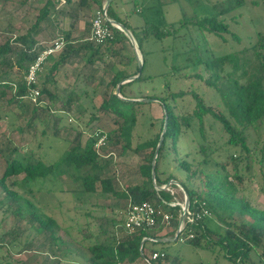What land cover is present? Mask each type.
<instances>
[{"label":"trees","instance_id":"trees-1","mask_svg":"<svg viewBox=\"0 0 264 264\" xmlns=\"http://www.w3.org/2000/svg\"><path fill=\"white\" fill-rule=\"evenodd\" d=\"M95 1L102 7V0ZM16 2L25 4L24 0ZM252 4L257 3L254 1ZM49 5L48 2L40 10L26 34L0 39V107L4 104L11 109L16 106L20 114L15 113L14 116L28 119L26 123L29 129H33L35 140L38 135L45 134L44 128L51 120L54 122L53 130L57 128L54 111L72 112L84 95L101 97L99 108L105 117L113 119L117 125L106 133L107 146H119L120 155L130 151L137 155L142 181L129 184L124 189L118 188L117 174L108 173L107 163L94 149L96 132L100 130L94 124L99 121L98 118L91 119L93 131L88 141L83 144V133L76 132L74 139L68 143L66 153L54 164L45 162L44 156L36 155L33 150L23 162L15 156L19 147L12 146L10 141H0V187L7 195L6 215L10 214L16 219L12 231L26 220L30 224V234L57 239L61 226L37 202L43 194H52L56 183L59 193L65 192L59 183L64 176H69L75 183L80 182L86 193L100 191L107 200H115L116 205L126 201L127 207L130 203L146 201L155 205H161L163 200L171 202L173 196L170 192L157 188L175 181L178 184L172 182L170 186L183 188L189 198L190 210L198 212L206 208L209 216L188 223L176 236L179 223L177 209L162 205L163 210L174 215L175 227L170 232L162 235L166 226L159 219L153 227L128 233L122 228L127 207L121 215L112 207L113 204L109 208L105 206L110 210L107 216L95 218L98 231L86 237L82 234L78 239L91 254L88 264H135L140 259L144 260L149 252L165 254L164 258L153 260L151 264H184L181 257L159 247L163 239L170 240V235L176 236V241L191 244L195 249L215 251L219 248L233 264H264V251L261 255L258 252L259 249L264 250V209L253 207L250 199L244 195L248 187L245 184L246 173L251 180L256 179L258 189L264 195V33L259 31L253 37L249 35L244 42L231 32L228 23V19L238 22L241 15L232 12L242 10L246 5L245 0H221L213 5L219 9L217 14L203 18L184 17L164 27L145 22L143 28L132 32L143 55V69H139L133 52L126 59L123 69L114 71L109 80L100 79L99 84L103 86L101 91L94 88L87 67L107 68L109 62L119 56L120 48L130 42L129 38L114 28L113 39L103 44L85 40L72 45L70 36L65 34V37L62 36L65 48L45 62L46 76L39 80V103L34 104L28 98L29 87L25 77L30 65L43 51L36 37L37 27L49 21ZM114 5L115 0H112L107 7L108 17L130 30L126 22L118 17ZM158 5L161 6L160 3ZM62 17L65 18V15ZM182 31L190 35L195 32L198 39L195 41L192 38L188 49L177 53V56H187L186 66L181 67L173 62L169 64L168 57L164 55L163 61L169 65L166 71L157 75L144 74L149 54L144 49L145 43L152 38L164 43L162 53L172 50L174 59L176 43ZM207 35L224 42L228 40L226 35H230L236 41V47L229 51H217L216 46L207 40ZM166 40L170 46H165ZM80 63L84 67L72 88L57 95L50 85L54 74L63 65ZM133 63L134 70H126ZM186 69L196 71L188 73ZM131 77L136 78L122 83ZM192 79L203 83L212 92L208 102L194 90L176 89L179 81ZM118 87L119 94L116 93ZM145 90L148 92L145 93ZM188 95L194 99L195 106L191 114H184L177 100ZM155 102L163 112L158 119L148 113ZM139 123L143 129L136 137L134 131ZM39 125L43 130L38 129ZM161 136L163 140L156 157L154 182L153 161ZM221 151L226 153L227 159L217 162V169L212 170L213 156ZM32 159H36V162ZM173 164L182 179L167 174ZM15 176H22L12 182L20 192L7 185L8 179ZM73 220L76 228L79 225L77 230L80 232L81 224L77 219ZM88 227L91 229V224ZM9 231L4 233L5 236L14 233ZM191 234L193 238H190ZM20 239L19 235V238L17 236L10 241L12 246L18 247L19 254L29 250L32 240L27 239L22 245ZM143 240L145 242L141 249Z\"/></svg>","mask_w":264,"mask_h":264},{"label":"rangeland","instance_id":"rangeland-1","mask_svg":"<svg viewBox=\"0 0 264 264\" xmlns=\"http://www.w3.org/2000/svg\"><path fill=\"white\" fill-rule=\"evenodd\" d=\"M171 1L172 3L168 6H160L158 5L157 0H129L126 7L128 16L126 17V14H124L122 18L131 32H135L143 28L145 22L147 21L164 27L172 23H176L184 17L198 16L199 18H203L208 15L217 14L219 9L214 8L213 5L221 0H170L168 3ZM254 1L257 4H252ZM245 2L246 5L242 10L232 12V14L241 15L238 16V22L233 21V19H228L231 32L240 36V39H243L244 42L247 41L246 37L249 35L253 37V35L259 31L264 33V0H245ZM7 6H10V2L8 0H0V39L5 36H9L12 32V29H10V25L12 24L8 20L10 16L7 14L8 12H5ZM137 6L142 8L141 12L135 11V7ZM17 14L20 15L19 13ZM36 16L37 11L35 9H30L29 14L20 15L18 18H23V26L29 27L33 23ZM18 26H20V22L16 25V27ZM118 30H120V28ZM180 37L181 38H179L176 43L177 49L175 51L176 55L174 59V53L172 50L162 53V46L164 43L156 41L154 38L145 43L144 49L149 52V54L147 55L144 74L157 75L166 71L169 68V65L163 61L164 55L168 57L169 64L173 62L181 67L186 66L187 61L185 58L187 56H177V53H183L184 50L188 49V46L192 44V38L195 41L198 39H196L197 35L195 32L190 35L186 31H182ZM226 37H228L227 42H224L222 39L212 35H207V40L210 44H214L216 46L215 48L217 51L224 52L236 47V41L231 38L230 35H226ZM52 40L54 41L53 36H49V39H47L49 42ZM167 45H169L168 40L165 42V46ZM133 52L135 54L137 53L138 57H141L143 60V55L137 42L136 45H133L130 41L126 44V48H120L119 56L116 59L111 60L107 68L96 69L88 66L87 71L91 74L90 80L94 88L101 91L103 86L99 84L100 79L104 78L109 80L114 71L123 69L125 67L124 65L126 59L131 57ZM83 67V64H77V66H75L73 75L70 76L69 83L75 79V76L82 70ZM134 68L135 63L131 66H127L126 70L128 69L129 72H132ZM195 71L196 70L194 69L185 70V72L188 73H194ZM176 87H178L176 89L184 88L185 90H194L196 93L206 98L207 102L212 95V92L208 90L203 83L194 79L179 81L176 84ZM146 92H148V90H145V93ZM86 98V104L82 106V108H77L73 111V113L71 112V116L67 114H57L60 117V119H58L61 120V122L59 124L57 123V128H55L56 131L53 130L54 122L51 120L48 126L44 128L46 131L45 134L43 136L38 135L35 140H33V129H29L27 126L26 121H28V119L26 120L23 118L12 117L14 125H18V127L21 128L19 131H15V134L19 133L12 138V146L19 147L15 156L25 162L33 150L36 155L40 154V157L44 156L45 162H51L54 164L60 161L63 154L66 153L69 148L68 143L74 139L76 132L83 133V144L88 141L89 135L93 131L90 127V125L93 124L91 120L92 118L99 119L98 122L94 123L97 124L95 128H100L106 133L115 129L117 125L114 120L109 117H105V113L99 108L102 100L101 97L94 95L93 97L86 96ZM177 102L179 108L184 114L192 113L195 101L191 95L180 98ZM148 113H150V115H152L155 119L161 118L163 114L162 109L157 102L152 104ZM55 117L57 118V116ZM9 119H11L10 116ZM7 121L8 119H2V117H0L1 132L2 130L4 132V129L7 126ZM38 129L41 131L43 130V127L39 125ZM142 129L143 126L139 123L134 131L136 137ZM7 142L9 141H4V143ZM38 142H40V147L38 146ZM101 153L104 155V157H100L101 160L105 161L108 165V173L111 174L115 172L117 174L119 179V189H124L132 183H141L142 179L140 178L138 172L140 159L137 155L133 154L131 151L125 155H120V147L114 145L102 148ZM226 159V153L223 151L215 154L211 165L212 170L217 169V162L220 163L226 161ZM35 160L36 159H32L33 162H36ZM167 174H173L179 179H182V175L178 173L174 164L171 165ZM1 175L2 168L0 162V176ZM21 177L22 176H15L9 178L7 185L20 192L21 190L19 187L13 186L12 182L21 179ZM245 177V184L248 185V187H246L244 195L250 199L253 207L264 209V195L258 189L256 179L251 180L249 174L247 173ZM71 181L72 180L69 176L62 177L59 183L62 184V188L65 192L59 193L57 187L58 184L56 183L57 186L52 194H43L40 197L39 202H37L47 209L49 215L55 218L61 226L57 234V239L55 240L46 238L45 235L34 236L33 234H30V224L26 220L21 223L19 228H15L12 231V225L16 219L11 217L10 214H8V216L6 215L5 208L7 205V195L0 187V206L3 205V207L0 208V264H88L91 254L86 247L82 246L78 242V239H80L82 234H85L86 237L89 236L91 232L98 231L96 229L98 222L95 221V218L107 216V213L110 210L105 209V206L109 208V205L113 204L112 207L114 206L116 212L123 215L125 212L124 209L127 207V202L123 200L120 205H116L117 202H115V200H113V202L111 198L107 200L106 195L102 194L100 191H97L96 193H86L83 191L80 182L75 183L72 181L75 183L73 184ZM170 187L166 190H168L173 196V200H177L182 203L183 200L186 199L184 190L181 187ZM74 218L81 224L80 232L77 230V228L79 229V225L77 228L75 226L76 222L73 220ZM89 224L92 226L91 229L88 227ZM170 230H172V228H166L164 232L161 233L163 235L170 232ZM7 231H9V233H14L9 236L7 234L5 236L4 233ZM19 235L22 245L26 242L25 240L32 239L30 247L28 248L29 250L20 254L17 253L18 247H14L10 243V241H13V239L17 236L19 238ZM175 238L171 235L168 236V239L170 240H165L159 245V247L172 255H178L181 257L184 264H233L224 257L223 251L219 248L215 251H208L199 248L195 249L191 244L182 242L183 240L180 242L176 241ZM263 251V249H259V255H261ZM135 264L150 263L145 259H140Z\"/></svg>","mask_w":264,"mask_h":264},{"label":"crops","instance_id":"crops-1","mask_svg":"<svg viewBox=\"0 0 264 264\" xmlns=\"http://www.w3.org/2000/svg\"><path fill=\"white\" fill-rule=\"evenodd\" d=\"M9 1V0H8ZM25 4L16 2V0H10V6H7L6 11L7 14L10 16L8 18L9 22L12 24L10 25V29H12V32L8 37H14L16 35H23L28 32V30L32 27L33 23L35 22L37 16L40 13V10L47 4L48 2L50 5L48 6L49 9V21L43 22L41 25L37 27V39L39 40V45L45 49V47L50 44L52 41H47L49 39V36H53L54 40H56L59 37L64 36L65 34L70 36L71 44H77L80 41H84L90 36L91 34V20L95 15L96 10L99 8V5L95 0H24ZM103 5L107 2V0H102ZM158 3L161 5L168 6V3L170 0H157ZM112 2V1H111ZM129 0H115L114 8L116 10V13L119 18L124 20L122 17L124 14L127 17L126 7ZM36 10L37 16L33 20V23L29 27H24V19L18 18L20 15H27L29 14V10ZM142 8L140 6L135 7V11L141 12ZM16 13V14H15ZM19 13L20 15H18ZM65 15V18L62 16ZM112 19V18H110ZM113 20V19H112ZM114 21V20H113ZM20 22V26L16 27V25ZM16 24V25H15ZM26 24V23H25ZM14 30V31H13ZM132 33V32H131ZM49 42V43H48ZM120 48V45L117 46ZM126 48V46H123ZM65 48V47H64ZM60 53V52H59ZM81 64V63H80ZM77 66V64H66L59 68V70L54 74L53 81L51 82V87L53 90L57 93V95H60L61 92L65 90H69L72 88L75 79L77 77V74L75 76V79H73L72 82L69 83L70 76L73 75L74 68ZM81 72V71H80ZM42 76H46V67L44 71L42 72L39 80L41 81L43 78ZM49 85V86H50ZM86 95H84L80 101L79 106L77 107L82 108L86 104ZM77 108H74L72 110L75 111ZM13 109V110H12ZM10 108L8 104H4L2 107H0V117L2 119H8L6 122L7 126L4 129V132L0 130V141H10L12 142V138L16 136L15 131L20 129L18 125H14L12 121V117H15V113H20V110L16 108ZM60 114H67L71 116L70 113H65L63 111H54L53 115L57 116L58 124L61 122L60 117L57 115ZM9 116L11 119H9ZM59 118V119H58ZM36 161V160H35ZM72 182V181H71ZM73 183V182H72ZM75 184V183H73ZM3 234V233H2ZM167 239H163L165 241Z\"/></svg>","mask_w":264,"mask_h":264},{"label":"built area","instance_id":"built-area-1","mask_svg":"<svg viewBox=\"0 0 264 264\" xmlns=\"http://www.w3.org/2000/svg\"><path fill=\"white\" fill-rule=\"evenodd\" d=\"M114 28L119 29L117 25H115L112 20L108 17L107 7L102 5L99 7L94 17L91 20V34L87 38L88 41L95 42L96 44H103L107 40L113 39L114 37ZM65 47V40L63 37H59L56 40L52 41L48 44L45 49L38 55L36 60L30 65L25 80L29 87L28 98L36 104L39 103L40 97V87H39V75L42 73L44 69V65L46 60L53 55L54 53L60 52ZM97 142L95 144V151L100 157H104L101 153L102 148L107 146V134L105 131L100 129L96 132ZM185 199L182 203L177 200H173L168 202L163 200L161 205H155L151 202H142L138 204L130 203L125 212V219L122 224L123 230L128 233L136 232L144 228H150L157 225L159 219L161 223H163L166 228L173 229L175 227V219L174 215L171 212L165 211L162 209V205L171 206L172 208L177 209L178 213V227H177V235L181 231H183L188 223H194L198 219L209 216V211L206 208H202L198 212H194L188 209L185 206ZM185 212L184 219L181 222V216ZM194 235L191 234L190 238H193ZM165 254L163 252H149L145 260H147L150 264L151 261L164 258Z\"/></svg>","mask_w":264,"mask_h":264},{"label":"water","instance_id":"water-1","mask_svg":"<svg viewBox=\"0 0 264 264\" xmlns=\"http://www.w3.org/2000/svg\"><path fill=\"white\" fill-rule=\"evenodd\" d=\"M111 1H112V0H107V2L105 3V6L108 7L109 4L111 3ZM113 22H114V23L120 28V30H121L122 32H124V34L130 39L131 43H132L133 45H136L135 38H134V36L132 35L131 31L128 30V28H126L123 24H121V23H119V22H117V21H113ZM136 54H137V53H136ZM136 57H137V62H138V65H139V69L142 70V69H143V60H142L141 57H138V54L136 55ZM137 77H138V76H137ZM134 78H136V77H131L130 79L125 80V81H123L122 83L129 82V81L133 80ZM119 90H120V89H119V87H118V88H117V93H118V94H119V92H120ZM162 140H163V136H161V138H160L159 144H158L157 149H156V151H155V159H154V161H153L152 177H153L154 182L156 181V180H155V162H156V157H157V154H158L159 148H160V146H161ZM172 182L178 184V183L175 182V181H171V182H169L168 184H166V185H164V186H162V187H159L158 189H159V190H166V189H168V188L170 187V185H171ZM182 189H183V188H182ZM184 193H185V198H186V199H185V200H186V201H185V206H186V208L188 209V207H189V198H188V195H187V193H186L185 191H184ZM184 215H185V212H184L183 215L181 216V219H180L181 222H182L183 219H184ZM158 240H159V239H158ZM144 242H145V241L143 240L142 243H141V249H142V246H143Z\"/></svg>","mask_w":264,"mask_h":264},{"label":"bare ground","instance_id":"bare-ground-1","mask_svg":"<svg viewBox=\"0 0 264 264\" xmlns=\"http://www.w3.org/2000/svg\"><path fill=\"white\" fill-rule=\"evenodd\" d=\"M167 239V238H166Z\"/></svg>","mask_w":264,"mask_h":264}]
</instances>
